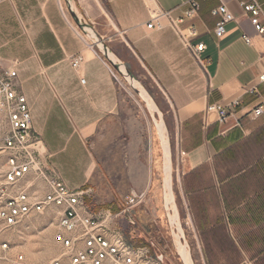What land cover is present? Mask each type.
I'll list each match as a JSON object with an SVG mask.
<instances>
[{
	"label": "crops",
	"instance_id": "0c3cea01",
	"mask_svg": "<svg viewBox=\"0 0 264 264\" xmlns=\"http://www.w3.org/2000/svg\"><path fill=\"white\" fill-rule=\"evenodd\" d=\"M189 1L73 0L108 50L150 78L182 157L181 200L202 264H264V113L253 115L264 106L258 83L264 37L243 14L245 0L199 1L183 27L194 28L193 43L205 46L202 69L170 28L146 27L151 10L180 16ZM256 1L264 9V0ZM221 3L235 20L218 39L219 17L211 9ZM62 5L65 0L1 2L0 62L17 72L43 154L64 184L78 189L96 169L86 143L117 114L120 92L101 53L72 30ZM77 54L84 61L73 70ZM211 105L233 115L221 124L218 112L207 110Z\"/></svg>",
	"mask_w": 264,
	"mask_h": 264
},
{
	"label": "built area",
	"instance_id": "2783aa9c",
	"mask_svg": "<svg viewBox=\"0 0 264 264\" xmlns=\"http://www.w3.org/2000/svg\"><path fill=\"white\" fill-rule=\"evenodd\" d=\"M3 1L6 0H0V3ZM199 1L206 0H190L189 8L180 16H175L173 11L165 12L155 8L149 12L146 27L150 30L170 28L204 69L201 54L205 46L193 43L197 37L194 28L183 27L199 10ZM239 5L256 33L264 37L262 5L256 0L240 1ZM211 14L219 17L214 28V35L219 39L225 34V24L235 18L223 3L211 9ZM81 22L90 26L83 17ZM70 26L97 55L99 50L96 43L85 41L86 34L75 21ZM76 28L82 33H78ZM97 56L109 74L117 79L112 65L100 55ZM83 61L81 54L73 56L71 68L78 70ZM81 82L84 83V80ZM258 83L264 84V73L258 77ZM207 110H216L221 124L233 115L230 110L216 105L209 106ZM263 113L262 105L253 111L255 117ZM0 151L5 156L4 173L0 180V235L14 229L31 215L56 207L60 212L54 241L61 248V254L51 264H162L165 248L156 242L152 231L139 223L136 215V211L146 201L147 192L130 189L123 196L118 211L107 208L91 212L84 201L89 190L68 188L40 150V141L32 125L31 109L18 83L17 72L12 65L2 62ZM122 222H126L133 230L130 233L131 240L123 231ZM135 230L141 232V235H137ZM7 249L8 243L0 241V251Z\"/></svg>",
	"mask_w": 264,
	"mask_h": 264
},
{
	"label": "rangeland",
	"instance_id": "374dc122",
	"mask_svg": "<svg viewBox=\"0 0 264 264\" xmlns=\"http://www.w3.org/2000/svg\"><path fill=\"white\" fill-rule=\"evenodd\" d=\"M62 10L68 22L74 25L67 3L66 6L62 5ZM78 17L81 15L79 14ZM76 30L82 33L79 29L76 28ZM92 31L99 36L94 29ZM105 34L109 33L105 32ZM87 40L85 37V41ZM101 58L107 62L104 56ZM126 69L151 97L162 115L170 149L168 158L170 159L171 193L180 227L188 245L191 262L202 264L191 224L187 220L181 200L179 175L182 157L173 143L171 128L167 124L159 101L150 90L148 75H144L141 71L134 72L129 68ZM113 70L117 76L115 83L120 92V108L113 118L97 128L96 133L86 143L95 160L96 169L90 183L82 187L84 190H89L88 196L84 199L85 204L91 212L107 208L118 211L123 196L130 189L145 190L146 201L142 208L136 211L137 219L142 226L152 231L156 242L165 248L166 254L162 258V264H182L172 244L169 218L164 207L161 141L159 142L158 130L154 122L158 119V113L151 114L139 94L116 69L113 68ZM40 150L42 151L41 144ZM4 167L5 156L0 151V180ZM168 170L164 171L166 176ZM167 191H169V185ZM59 212L58 208L51 207L41 214L31 215L14 229L0 235V241L8 243V249L0 251V264H51L55 258L59 257L61 248L54 241ZM121 226L128 240H131L130 233H133V230L126 222H122ZM138 230H135L136 234L141 235Z\"/></svg>",
	"mask_w": 264,
	"mask_h": 264
},
{
	"label": "bare ground",
	"instance_id": "6f19581e",
	"mask_svg": "<svg viewBox=\"0 0 264 264\" xmlns=\"http://www.w3.org/2000/svg\"><path fill=\"white\" fill-rule=\"evenodd\" d=\"M72 8L74 10V13L79 16V11L75 7L74 2H72ZM94 32L88 30L85 37L88 40L95 39ZM87 40V41H88ZM101 48V46L99 45ZM105 55L107 60H110L116 68V71L130 84V86L133 88V90L139 94L140 98L144 101L147 109L151 114L157 112L158 113V119H155V126L156 130H158V135L160 139V148L162 151V169H163V197H164V207L166 209V213L169 218L170 223V229H171V237H172V244L175 248V251L179 255L182 264H193L189 258V250L188 245L186 244V241L184 239L183 231L180 227L179 219H178V213L177 209L174 204V200L171 193V183H170V159L168 158V152L169 149V143L167 138V132L166 128L162 119V115L160 112H158L156 105L154 104L151 97L146 93V91L142 88V86L139 84V82L129 73V71L126 69V67L122 64V62L110 51L105 50ZM163 139H165L163 141ZM162 145V146H161ZM163 148V149H162ZM165 153V156H164ZM165 167V168H164ZM169 168V170H168ZM168 170V175H165L164 171ZM169 185V191H167V186ZM171 197V198H170ZM187 248H185L186 246ZM189 253V254H188Z\"/></svg>",
	"mask_w": 264,
	"mask_h": 264
},
{
	"label": "water",
	"instance_id": "95a60500",
	"mask_svg": "<svg viewBox=\"0 0 264 264\" xmlns=\"http://www.w3.org/2000/svg\"><path fill=\"white\" fill-rule=\"evenodd\" d=\"M72 2L73 0H66V3H67V6H68V9L71 13V15L73 16V19L74 21L77 23V25L84 31L85 34H87V31L90 30L92 31V28L86 24H83L81 22V17H78L75 13H74V10L72 8ZM93 32V31H92ZM95 34V33H94ZM95 39H93L92 41L96 43L97 47H98V50L100 51V53L106 58V55H105V50H108V48L102 43V41L100 40V38L95 34ZM99 45L101 46V48L99 47ZM109 51V50H108ZM107 60V58H106ZM112 66L114 69L115 68V65L110 61V60H107Z\"/></svg>",
	"mask_w": 264,
	"mask_h": 264
}]
</instances>
